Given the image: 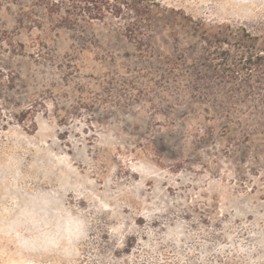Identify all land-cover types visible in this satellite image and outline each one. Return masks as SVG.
<instances>
[{
    "label": "rangeland",
    "instance_id": "rangeland-1",
    "mask_svg": "<svg viewBox=\"0 0 264 264\" xmlns=\"http://www.w3.org/2000/svg\"><path fill=\"white\" fill-rule=\"evenodd\" d=\"M155 2L0 0V264H264V0Z\"/></svg>",
    "mask_w": 264,
    "mask_h": 264
},
{
    "label": "trees",
    "instance_id": "trees-1",
    "mask_svg": "<svg viewBox=\"0 0 264 264\" xmlns=\"http://www.w3.org/2000/svg\"><path fill=\"white\" fill-rule=\"evenodd\" d=\"M38 5L48 10L49 13H57L64 26L82 20L87 25L94 20H104L108 16L124 18L129 14L134 15L133 21L128 23L127 29L133 32L139 24H149L151 17L162 6L155 0H34ZM128 31V32H129ZM210 47L213 41L208 40ZM215 42V41H214ZM212 43V44H211ZM220 43V42H219ZM218 44V43H217ZM209 54V53H208ZM249 57H245L244 64H250Z\"/></svg>",
    "mask_w": 264,
    "mask_h": 264
}]
</instances>
